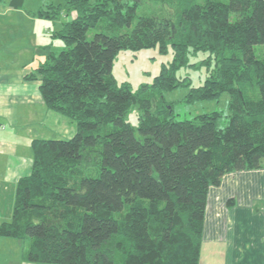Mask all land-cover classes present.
<instances>
[{"label": "trees", "instance_id": "16d2710c", "mask_svg": "<svg viewBox=\"0 0 264 264\" xmlns=\"http://www.w3.org/2000/svg\"><path fill=\"white\" fill-rule=\"evenodd\" d=\"M65 1L76 16L53 34L64 47L41 48L25 79L76 129L33 139L0 238L22 239L25 258L41 264H200L210 186L264 166V0ZM147 1L167 11L138 14ZM60 7L29 12L54 19ZM156 45L172 59L153 83L116 79L120 50ZM199 52L206 77L186 100L229 93L226 125L221 111L176 119L163 96L191 83L178 71Z\"/></svg>", "mask_w": 264, "mask_h": 264}, {"label": "crops", "instance_id": "0c3cea01", "mask_svg": "<svg viewBox=\"0 0 264 264\" xmlns=\"http://www.w3.org/2000/svg\"><path fill=\"white\" fill-rule=\"evenodd\" d=\"M32 10L24 2H0V218L4 212L12 215L17 181L31 171L33 139L46 138L34 132L33 125L51 117L55 126L64 127L58 133L63 138L76 129L73 121L46 106L39 80L25 79L43 59L41 48L51 47L54 39L52 32L46 34L45 19ZM8 239L0 238V264H41L25 258L24 243L14 256L18 244L8 245ZM203 263L264 264V166L226 173L219 185L210 186Z\"/></svg>", "mask_w": 264, "mask_h": 264}, {"label": "rangeland", "instance_id": "374dc122", "mask_svg": "<svg viewBox=\"0 0 264 264\" xmlns=\"http://www.w3.org/2000/svg\"><path fill=\"white\" fill-rule=\"evenodd\" d=\"M49 3H54L56 5H60V11L58 16L54 19H45L44 21L47 22V25L43 26L45 28L46 34L48 32H52V46L56 47L57 50H60L64 47L63 41L55 37L53 34L57 32L63 24L67 21L72 19L76 16L75 11H69L66 7L65 0H24V4L27 7H33L38 9L40 6H46ZM162 7L160 4H155L153 2H141L138 8V14H163ZM167 11V9H165ZM42 19V22H44ZM50 30V31H49ZM96 28H91L89 30L88 35L92 36ZM27 37V36H26ZM29 37H27L28 39ZM258 49H264V44L257 46ZM207 56L205 52H199L198 54H194L190 56V64L183 66L178 71V76L183 78L185 76L189 77L187 81H190V84L181 85L173 90L164 91L163 96L165 100L170 103L172 106V114L176 119H186L192 118L194 115L203 112H210V111H221L223 112V117L219 120V125L223 126L226 125L229 117V100L230 95L229 93L225 92L220 97L216 99H203V100H196L193 102H189L186 100V96L192 86H197L203 83V80L206 77V67L200 66L199 61ZM172 59V48L169 47L167 52H163L160 50V46H152V47H145L142 49H132V48H125L120 50L114 60L113 65V74L115 75L116 79L119 82H129L134 90H138L142 85L151 84L153 83L156 75L160 72L161 66L163 63H166ZM38 59L33 62V64H37ZM14 66V64H12ZM160 94H155L154 100L159 98ZM46 108V107H44ZM43 108L41 115L45 117V109ZM55 112V111H53ZM57 113V112H55ZM138 113L139 108L138 106H134L131 108L128 119L133 123H138ZM52 118H47V122L44 124H35L33 125L34 132H36L39 136L46 137V138H63L60 136L59 129L64 128L63 126H55L54 122H52ZM72 132L70 134H66L67 137H70L74 132L75 129L72 127L70 129ZM11 206L9 209L11 210ZM13 213V211H12ZM2 218H0V223L3 220H6V216L8 219H11V214L3 213ZM9 243L18 244L17 249L15 250L14 256L16 252H22V239H8ZM10 248V247H9ZM4 250V249H3ZM4 252V251H3ZM204 255H206V251H204ZM206 258V256H205ZM207 261V259H206ZM204 261V263L206 262ZM203 263V264H204Z\"/></svg>", "mask_w": 264, "mask_h": 264}]
</instances>
